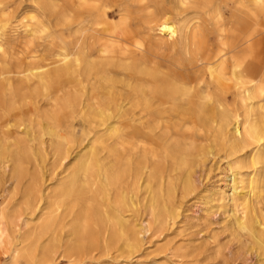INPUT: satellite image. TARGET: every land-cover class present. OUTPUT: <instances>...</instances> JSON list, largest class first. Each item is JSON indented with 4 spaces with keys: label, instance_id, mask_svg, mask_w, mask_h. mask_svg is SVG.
<instances>
[{
    "label": "bare ground",
    "instance_id": "bare-ground-1",
    "mask_svg": "<svg viewBox=\"0 0 264 264\" xmlns=\"http://www.w3.org/2000/svg\"><path fill=\"white\" fill-rule=\"evenodd\" d=\"M223 4L234 37L223 28L218 51L202 55L201 14L222 18ZM55 10L73 38L45 62L28 39L40 22L26 24L19 48H4L14 41L0 8V169L25 185L21 215L43 216L17 243L16 215L0 209V247L14 264L38 251L56 263L137 250L140 191L150 196L147 228L164 229L179 210L176 189L195 191L208 155L226 158L229 172L228 192L211 189L212 199L232 229L264 243V55L248 26L264 0H70Z\"/></svg>",
    "mask_w": 264,
    "mask_h": 264
},
{
    "label": "rangeland",
    "instance_id": "rangeland-1",
    "mask_svg": "<svg viewBox=\"0 0 264 264\" xmlns=\"http://www.w3.org/2000/svg\"><path fill=\"white\" fill-rule=\"evenodd\" d=\"M0 1V8L5 7L6 12L9 13V21L5 32L7 34L6 37L11 38L14 43H8L4 48H9L10 52L19 48L20 42L24 40L26 24L38 22L41 23L40 28L28 39L32 40V43L40 51V55L47 58L45 62L54 60V50L59 46L65 45L68 47L70 44L73 38V28L70 26V20L67 17L60 16V18L59 15L57 16V8L54 11V3L63 8L69 6L70 0ZM44 3L53 6L46 9L42 7ZM221 14L222 18H219L214 12L209 15L201 14L202 37L205 40L206 47L210 49V53H208L205 46H203L202 55L213 54L218 51L223 28L230 33L229 41L234 37L231 31L238 27V24L231 19V7L223 4ZM256 16L253 17V21L250 20L248 26H251V31H257L252 36L254 40L252 42L255 44L254 50H258V55H264V14L259 13V17ZM118 18L119 16L115 15L111 16L110 19L117 20ZM171 22L175 25L173 21ZM140 25L133 23L132 28H138ZM23 43L21 44L23 45ZM161 55L178 54L166 48L161 50ZM2 62L3 60L0 57V66L1 64L3 65ZM47 68H54V64ZM30 84L32 85L30 88L36 86L35 82L26 83L27 86ZM91 122L94 125V121L92 120ZM197 130H199V127ZM203 163L196 168V175L198 177L200 174L199 177L201 178L198 177L195 191L189 194L182 193L183 196H181L179 187L176 189V194H180V196L177 194L179 210L164 229L154 231L151 228L150 231L147 228L148 224L153 226L150 196H146L143 201V196L148 195V193L145 192V189L140 191L138 207L131 213L133 221L139 225L137 228L142 230L139 235L142 243L140 242V247H136L137 250H119L117 252L113 250L109 253L96 252L95 259L87 256V253L79 255V253L75 252L72 262L67 257H62L56 263L54 261L45 263L40 259L41 251H38L40 253H35L37 254L35 260L29 261L22 254L16 264H264V243L254 240L246 230L232 229L229 225L230 217L224 213L223 208L217 206L220 202L217 200V196L214 199H212L213 196L211 197V189L219 187L227 192L229 190V180L226 178L229 173L226 158L215 157V159H212V156L208 155V158ZM250 170L251 168L242 169V171ZM24 186L17 188L15 185H11L3 169H0V209H9V214L12 213L13 215H11L14 217L16 215L15 221L18 226L12 223L13 232L11 231L13 236H15V241L19 238V235L29 234L33 229L37 227L39 229L43 223L41 213L36 212L28 216L26 214L21 215L23 213L22 203L24 200L22 192ZM52 187L54 188V185ZM204 188H206V191ZM175 216L177 217L175 218ZM140 227L142 228L140 229ZM18 242L19 240H17ZM0 249V264H14L9 257V255L11 256L10 251L4 252L2 247ZM259 255L261 256L259 257Z\"/></svg>",
    "mask_w": 264,
    "mask_h": 264
}]
</instances>
